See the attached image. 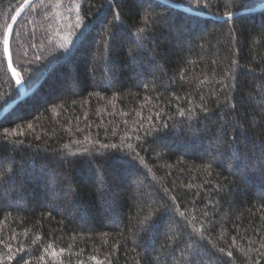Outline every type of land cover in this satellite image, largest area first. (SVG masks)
I'll return each mask as SVG.
<instances>
[{"label": "trees", "instance_id": "obj_1", "mask_svg": "<svg viewBox=\"0 0 264 264\" xmlns=\"http://www.w3.org/2000/svg\"><path fill=\"white\" fill-rule=\"evenodd\" d=\"M25 1L0 0V111L21 97L2 37ZM166 1L191 12L35 0L17 22L0 264H264V8L225 19L264 0Z\"/></svg>", "mask_w": 264, "mask_h": 264}, {"label": "snow or ice", "instance_id": "obj_2", "mask_svg": "<svg viewBox=\"0 0 264 264\" xmlns=\"http://www.w3.org/2000/svg\"><path fill=\"white\" fill-rule=\"evenodd\" d=\"M21 8L24 7L23 4L20 5ZM79 11V9H77ZM20 15L19 12H17V16ZM13 19H15V17H13ZM153 20H155V17L152 18ZM145 21L147 23L148 21V17L146 16L145 17ZM75 28L79 29L81 28V24L79 23V21H77V23L75 24ZM85 29H86V26H85ZM146 31V28L145 27H140L138 28L137 32H136V37H137V43L140 41V40H143L145 39L146 37L144 36V33ZM12 33V26L11 24H9L5 30H4V33H3V37H2V45H3V51H4V54L7 56L9 54V37ZM85 33L84 31H81V33L79 34V36L77 37V39H79L81 36H83ZM75 47V45H73ZM61 47H63V45H61ZM71 53H69L70 55ZM129 56L132 55V52L130 51L128 53ZM11 66V65H9ZM192 110L189 109V112H191ZM180 115L181 116H184V112L181 111L180 112ZM188 119H195L194 116H189ZM65 147H67V145H65ZM116 146L113 145V148H115ZM232 156L235 157V158H239L238 157V154L237 152L233 151L232 152ZM130 159L131 161H136L138 159V154L136 155H131L130 154ZM209 167H211V165H209ZM169 211V205L164 202V203H160L158 205H153L149 208V210L146 212V214L144 215V219L141 221V224H140V227L141 229L144 231V232H149L151 231L152 228L155 227V220L158 216L160 215H163V214H166L168 213ZM181 215L183 216L184 214L181 213ZM206 215V214H205ZM173 227H176V226H173V225H170V228H173ZM189 237L192 238V239H195L193 237V235L191 233H188ZM174 241L178 242L179 239H180V236L179 234H177L176 236L173 237ZM56 253L53 252V255H55ZM99 264V262H98ZM192 264H195V260H193Z\"/></svg>", "mask_w": 264, "mask_h": 264}, {"label": "water", "instance_id": "obj_3", "mask_svg": "<svg viewBox=\"0 0 264 264\" xmlns=\"http://www.w3.org/2000/svg\"><path fill=\"white\" fill-rule=\"evenodd\" d=\"M35 0H26L25 3L23 4L24 7L23 8H19L17 12L20 13V15L17 16V12L15 13L14 17L15 19H12L11 21V26H12V33H13V30L17 24V22L19 21V19L23 16V14L25 13V11L33 4ZM164 1L166 4L172 6L173 8H177V9H180V10H183V11H187V12H191L188 8L184 7L183 5H176V4H173L169 1H166V0H162ZM264 8V5L261 6V7H258V8H255L253 10H249V11H244V12H240L238 14H234L232 16H229L225 19H233L235 17H237L238 15H241V14H245V13H250V12H257V11H260ZM12 33L9 37V54L6 56V59H7V63H8V68H9V71L13 77V79L15 80L18 88L20 89V92H21V97L14 101V102H11L7 107H5L2 111H0V121L5 117V115L10 112V110H12V108L18 103L20 102L23 98H26L28 96L27 92H26V89L24 87V84L23 82L20 80L19 76H18V73L13 65V61H12V57H11V48H10V43H11V37H12ZM11 65V66H9Z\"/></svg>", "mask_w": 264, "mask_h": 264}, {"label": "rangeland", "instance_id": "obj_4", "mask_svg": "<svg viewBox=\"0 0 264 264\" xmlns=\"http://www.w3.org/2000/svg\"><path fill=\"white\" fill-rule=\"evenodd\" d=\"M11 23V22H10ZM11 57H12V54H11ZM12 61H13V58H12ZM14 65V64H13ZM16 69V68H15ZM17 71V70H16ZM19 91H20V89H19ZM193 135H195L196 137H197V135L196 134H193ZM195 139V138H194Z\"/></svg>", "mask_w": 264, "mask_h": 264}]
</instances>
